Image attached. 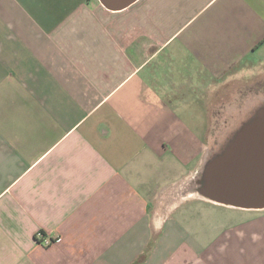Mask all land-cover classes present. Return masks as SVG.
<instances>
[{
  "label": "crops",
  "instance_id": "1",
  "mask_svg": "<svg viewBox=\"0 0 264 264\" xmlns=\"http://www.w3.org/2000/svg\"><path fill=\"white\" fill-rule=\"evenodd\" d=\"M262 62L264 0H0V264H264V210L189 188L182 91Z\"/></svg>",
  "mask_w": 264,
  "mask_h": 264
},
{
  "label": "water",
  "instance_id": "2",
  "mask_svg": "<svg viewBox=\"0 0 264 264\" xmlns=\"http://www.w3.org/2000/svg\"><path fill=\"white\" fill-rule=\"evenodd\" d=\"M121 10L137 0H100ZM196 194L238 210H264V104L234 132L233 140L203 168Z\"/></svg>",
  "mask_w": 264,
  "mask_h": 264
},
{
  "label": "rangeland",
  "instance_id": "3",
  "mask_svg": "<svg viewBox=\"0 0 264 264\" xmlns=\"http://www.w3.org/2000/svg\"><path fill=\"white\" fill-rule=\"evenodd\" d=\"M228 81L225 87H222L221 84L206 85L207 82L205 80L189 76L187 82L182 85V91L185 95L190 93L192 87L196 88L193 102L200 112L198 122L200 124L197 131L199 140L202 138V141L206 144L207 154H209L203 164V168L213 157L224 151L229 142L233 140L234 132L249 119L257 107L263 104L264 62L241 69L238 72L233 71ZM241 96H244L243 98L249 96L247 98L251 99L249 104L250 112L246 108L240 109L246 107V104L244 105V103L239 101ZM260 97H263L262 100H257ZM235 99H238V102ZM191 100L188 99V101ZM252 100L257 102L255 101L256 103H254ZM231 106L233 108L229 109ZM206 113L209 114L207 115ZM201 174L198 175L201 176ZM198 187V182L195 181L194 186L191 185L189 188L196 192ZM195 195L198 196L196 193ZM229 213L236 215V218L238 216L237 213ZM219 214L221 219L229 216L226 212L224 214L219 212Z\"/></svg>",
  "mask_w": 264,
  "mask_h": 264
},
{
  "label": "built area",
  "instance_id": "4",
  "mask_svg": "<svg viewBox=\"0 0 264 264\" xmlns=\"http://www.w3.org/2000/svg\"><path fill=\"white\" fill-rule=\"evenodd\" d=\"M37 241H39L42 245L49 247L54 242L57 241V238L53 239L48 235L43 234L42 232L37 233L36 235Z\"/></svg>",
  "mask_w": 264,
  "mask_h": 264
},
{
  "label": "flooded vegetation",
  "instance_id": "5",
  "mask_svg": "<svg viewBox=\"0 0 264 264\" xmlns=\"http://www.w3.org/2000/svg\"><path fill=\"white\" fill-rule=\"evenodd\" d=\"M262 98H263V97H260V98H259V99H257V100H259V101H260V100H262ZM263 104H264V101H263ZM251 114H252V112H251ZM239 128H240V127H239ZM239 128H238V129H239Z\"/></svg>",
  "mask_w": 264,
  "mask_h": 264
}]
</instances>
